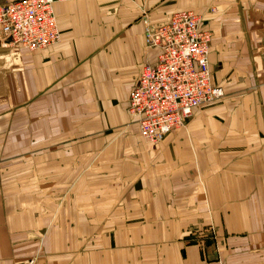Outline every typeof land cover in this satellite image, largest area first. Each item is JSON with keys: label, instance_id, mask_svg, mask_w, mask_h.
Wrapping results in <instances>:
<instances>
[{"label": "crops", "instance_id": "0c3cea01", "mask_svg": "<svg viewBox=\"0 0 264 264\" xmlns=\"http://www.w3.org/2000/svg\"><path fill=\"white\" fill-rule=\"evenodd\" d=\"M53 11L57 44H0V264H264V0ZM177 11L211 33L222 96L153 144L128 97Z\"/></svg>", "mask_w": 264, "mask_h": 264}, {"label": "built area", "instance_id": "2783aa9c", "mask_svg": "<svg viewBox=\"0 0 264 264\" xmlns=\"http://www.w3.org/2000/svg\"><path fill=\"white\" fill-rule=\"evenodd\" d=\"M62 0H15L0 4V44L30 52L57 44L61 33L53 5ZM193 11H177L167 23L147 27L145 49H157L155 64L142 65L128 97V114L139 135L159 143L169 132L184 128L193 111L219 99L208 63L212 35L201 29Z\"/></svg>", "mask_w": 264, "mask_h": 264}]
</instances>
